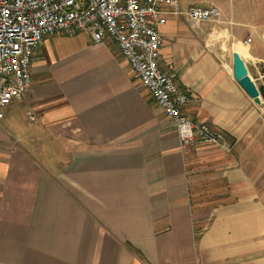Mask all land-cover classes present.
I'll use <instances>...</instances> for the list:
<instances>
[{"label":"crops","instance_id":"obj_1","mask_svg":"<svg viewBox=\"0 0 264 264\" xmlns=\"http://www.w3.org/2000/svg\"><path fill=\"white\" fill-rule=\"evenodd\" d=\"M205 7L168 16L160 66L229 149H182L113 41L48 37L1 110L0 264H264V101L233 74L237 53L262 84L264 0Z\"/></svg>","mask_w":264,"mask_h":264},{"label":"built area","instance_id":"obj_2","mask_svg":"<svg viewBox=\"0 0 264 264\" xmlns=\"http://www.w3.org/2000/svg\"><path fill=\"white\" fill-rule=\"evenodd\" d=\"M173 14L195 23L221 16L217 7L182 11L180 0H0V118L2 109L28 92L36 47L58 33H84L95 43L117 44L130 70L174 124L182 149L199 143L228 150L221 133L183 113L189 97L160 66L161 31Z\"/></svg>","mask_w":264,"mask_h":264},{"label":"water","instance_id":"obj_3","mask_svg":"<svg viewBox=\"0 0 264 264\" xmlns=\"http://www.w3.org/2000/svg\"><path fill=\"white\" fill-rule=\"evenodd\" d=\"M233 74L235 80L244 89L248 96L256 103L264 101V74L262 77V84L258 85L248 73V69L241 59V57L235 53L233 58Z\"/></svg>","mask_w":264,"mask_h":264},{"label":"rangeland","instance_id":"obj_4","mask_svg":"<svg viewBox=\"0 0 264 264\" xmlns=\"http://www.w3.org/2000/svg\"><path fill=\"white\" fill-rule=\"evenodd\" d=\"M212 1L214 0H193V2H197V5H201V6H210L212 4Z\"/></svg>","mask_w":264,"mask_h":264},{"label":"trees","instance_id":"obj_5","mask_svg":"<svg viewBox=\"0 0 264 264\" xmlns=\"http://www.w3.org/2000/svg\"><path fill=\"white\" fill-rule=\"evenodd\" d=\"M128 247L130 248V250H131L132 252H135V251H136L133 247H131V246H128ZM136 253H137V251H136Z\"/></svg>","mask_w":264,"mask_h":264}]
</instances>
